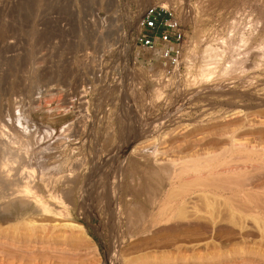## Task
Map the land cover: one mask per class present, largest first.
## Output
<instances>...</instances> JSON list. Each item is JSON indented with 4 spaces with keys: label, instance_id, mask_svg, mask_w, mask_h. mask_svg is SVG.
<instances>
[{
    "label": "rangeland",
    "instance_id": "rangeland-1",
    "mask_svg": "<svg viewBox=\"0 0 264 264\" xmlns=\"http://www.w3.org/2000/svg\"><path fill=\"white\" fill-rule=\"evenodd\" d=\"M161 4L183 32L171 69L159 50L135 43L144 11ZM208 47L218 55L203 77V62L215 54ZM62 123L67 137L44 141L45 129ZM231 132L264 146V0H0V145L35 170L22 179L18 161L12 176L32 186L44 176L78 191L73 203L50 201L51 212L35 217L44 230L13 232L12 220L0 223V264H264L253 220H264V162L237 171L253 182L248 198L218 197L225 217L218 212L215 227L191 210L205 207L196 193L186 205L193 223L174 219L129 233L133 208L152 213L171 191V161L220 150ZM13 134L38 135V145L26 156ZM230 195L237 225L226 218Z\"/></svg>",
    "mask_w": 264,
    "mask_h": 264
},
{
    "label": "bare ground",
    "instance_id": "bare-ground-1",
    "mask_svg": "<svg viewBox=\"0 0 264 264\" xmlns=\"http://www.w3.org/2000/svg\"><path fill=\"white\" fill-rule=\"evenodd\" d=\"M161 6L168 7L167 5H164V4H161ZM208 50L209 51H214L215 54H213V55L209 54L208 55V57H209L208 61H206V62L204 61L203 62L204 64L202 65L201 70H200L201 71L200 75L203 76V77L207 76V75H209V74H211L213 72V68H211L208 65L213 63V62H215L217 60L216 56L218 55L215 52L216 49H213L212 47H208L207 51ZM63 124L64 123H62L61 125L60 124L55 125L53 128H52L53 125L50 127V125L48 124L47 126H49L51 129H48V128L45 129V135H44L45 139H44V141L49 142L48 140H51L54 137L55 134L58 135V136L55 135L56 138L58 137L57 139L62 138L64 140L67 137V135H68L66 133L67 132L66 128L68 126L66 124L65 125L66 128L64 129V126H62ZM47 126H45V128ZM14 127H12V128H14ZM14 130H15V128H14ZM230 131H232V130H230ZM40 133L42 134V131H40ZM13 135H15V134H13ZM17 135H19V133ZM31 135H29L28 137H31ZM222 135L226 136V134H223V132H222ZM22 136H24V135H22ZM228 136L230 138V139L228 138L229 141L227 142V144L225 143V145H226L225 147H224V145H223L222 148L219 147L220 150L219 149L217 151L214 150L215 152L213 150H211L212 152L210 150H208V151L206 150V151H204L205 152L204 155H202L203 153H199V155H196V156H195V154H192V156L189 155L188 156L189 158L187 160H185V161H182V162H176L174 160L171 161L172 162V164H171L172 168H170L167 177H168V180L170 181L169 184H172V188L175 185H177L176 188H173V189L171 188V191L167 193L168 195H166L167 197H166L165 201L163 203H161V205H159L160 204L159 203L158 204L159 206L157 207V209L153 210V212L155 211L154 213L153 212L151 213V211L149 212L148 210L144 209L143 207H137V208L135 207V208H133L132 211L129 209V211H131L129 213V216L134 218L133 220H131L129 233L130 234H143L145 232L150 231V229H152V227L155 226L156 224H160L161 222L164 223V222H168V221L171 223V220H174V219H175L174 220L175 222H176V220H178V222H179V220L180 221L181 220H186V221L188 220L187 222L189 224L190 222H192V221L189 222V219L193 220V218H191L193 216L191 214L187 215V213H188V211L190 212L192 209H194V213L198 212L200 214V216H199L200 218H201V215L204 216L202 219H205L206 215H203V213L201 214L200 212L201 211L205 212L204 214H207V216L210 217V219H208V217H206L205 220H207V219L210 220L209 222H210L211 226L213 225L215 227L216 224H218V222H220V219H222V218H219V221H218L217 220V216H219V213H220V216H221L222 213L219 212V211L223 210L224 207L222 208L221 206H222V204L225 203V202L224 203H219V202H222V201L220 199H219L220 200L219 201L218 197H220L224 193H229V194L233 195L232 196L233 198L235 197L234 195L240 194L241 195L240 197L241 198L243 197V199L246 200L248 198L247 197L248 192H246V189H247V191L250 189V188L248 189L247 185H249V183L252 182V181H250L249 183L246 182L247 181L245 179L246 176H244L243 178L245 179V182L248 183V184L243 183L244 179H239L238 178L239 174H238L237 171H239L240 174L241 173L244 174V172L247 171L245 169L249 168V165H250V164L247 163L248 161H251V162L255 161L256 163L253 162L254 164L252 163L251 166H253V168H259L261 166L262 162H264V146L257 147L258 145H251L249 143L246 144V143H244L245 141L244 142L243 141L240 142L241 140L237 139L232 134V132ZM16 137H18L17 139L19 141V145L17 144L18 145L17 150L18 149L21 150V151L24 150L25 154H27L26 156H28L27 152L31 153V151L33 150V144L38 145V135L34 139L35 142H33L34 140L32 141V139L28 138V137L27 138H22L21 135H20L21 138H19V136L15 135V138ZM32 137H34V136H32ZM260 137H261V135H260ZM11 141H12V143L14 145L16 144L15 141H14L15 143L13 142V140H11ZM18 141H17V143H18ZM3 146L5 148L6 145L4 144ZM10 146H9V148L6 146V148L4 149V148H1L2 145H0V223H6L8 221L11 222V220H12L11 227L9 226L10 223L8 222V224H9L8 226L10 228H6V229H9V230H11L13 232L19 231V227H21V226L22 227L20 229L27 230V232H31V231H33L35 229L38 230V228L41 229V230H44V228H45L44 226L45 225H39V226L37 225L38 227L36 226V221L34 220L35 217L45 216L46 214L48 215V213L51 212L50 211V207L52 206V203H50V201H56L57 200L59 202V204H61L62 206H64V205L66 206L68 204L67 202H70V203L72 202L73 203L76 200L75 198L78 195V191H77L76 187L68 188L66 190L65 189L61 190L60 187L58 189L57 186H56L55 180H52L51 178H45L44 176H41L40 181H39L40 184L38 183L37 185L36 184L33 185V186H32V184L30 185V183L32 181L31 182L30 181H26L24 183L23 182L24 180L22 181L24 184L18 183V180H16V178L19 175L16 178H14L12 176L13 173H11V172H12V170H14L13 166L15 165L14 164L15 162L19 163V162H21V160H22V162H24L25 160L23 158H20L21 156L19 157L17 152L15 154L14 153L15 150L12 151L13 149ZM21 154H22V152H21ZM258 160H260L261 163ZM238 161L239 162L242 161V162H240L242 164L238 163ZM30 163H31V161H30ZM17 165H20L22 167L21 168L22 171H20L21 172L20 175L23 174V172H24V174L27 172L28 176L27 177H26V175H25V177L21 176L22 179L28 180L29 178H31V176L35 172L34 166L32 167L31 164L30 165H25V163H22V165H21L19 163ZM262 166L264 167V163L262 164ZM262 166H261V168H262ZM14 167H16V166H14ZM240 171H242V172H240ZM248 171H251V167L249 168ZM14 173H15V175L18 174L19 170L18 171L16 170ZM229 173H233V174H230V175L231 176L232 175L235 176V180L234 181L230 180V179H234L233 176H232V178L229 177L230 179L228 178L227 175H229ZM235 173H237L238 176ZM246 173L247 172H245V174ZM221 174L222 175L224 174V176L226 174L227 178L230 181L227 180V178H224V177H221V176L220 177L224 181L219 179V178L214 177V176L218 177V175H221ZM11 177H13L14 179H11ZM240 178H242L241 175H240ZM241 180H243V181H241ZM226 183H227V186H225ZM257 184H259V182H257ZM260 184H262V183H260ZM256 186L259 187L258 185H256ZM263 186H260L261 188H259L261 191H263L262 189H264ZM254 188H256L255 185H254ZM44 191L46 192L45 195H44ZM152 191H153V189L148 191L149 192V197H151ZM196 193L198 194V197H200V199H198V200H201V201L203 200L202 203H205L203 205L205 207L203 209H202V206H201V208H196L197 205L195 204V207H192L191 210L190 209L187 210V208H189V207H187L186 205H188V204L190 205V203H188L189 202L188 199L190 200V198H191L190 195L191 194L193 195V194H196ZM261 194H263V193H261ZM231 195H230L229 198H227V199L225 198L228 202H230L228 204V206H227L228 210L226 209L227 212H229L228 213L229 216L226 214V212H225V214H226V216H228L226 218L229 219V217H230V219L228 220L230 223H232V224L234 223V224L237 225V223L239 221H241V217L239 216L240 219L237 222L236 220L238 218L236 219L235 215H236V213H237V215H239L238 214L239 211L237 212L236 209L234 208V207H237V205H235L236 203L234 204L235 206L233 207L232 202L234 200L233 199H232L233 201L230 200ZM223 196H225V195H223ZM223 196H221V197H223ZM257 196H259V195H257ZM152 197H154V195H152ZM254 199L255 198H253V200ZM153 200H154V198H153ZM222 200L224 201V199H222ZM161 202H162V200H161ZM258 204L259 203H257V205ZM225 205H227V202H226ZM191 206H194V204H192ZM245 206H247V205H245ZM219 207L222 210H219ZM255 207H257V206H255ZM200 209H201V211H200ZM257 209H259V208H257ZM238 210H240V209H238ZM224 211H225V209H224ZM235 211H236V213H235ZM248 211H250V210L248 209ZM194 213H192L195 216L194 218H198V217H196V215ZM222 217H225V216H223V214H222ZM226 218H224V219H226ZM223 220H221V221H223ZM253 220H254V223L258 226V228H259L258 230L262 231L261 234L263 233V236H264V220L263 219H258L257 217H253ZM13 221H14V224H12ZM193 221H196V220L194 219ZM203 222L205 223L206 221H203ZM184 223H186V222H184ZM198 223H201V222L198 221L196 223L197 225H195V223H194L195 228H196V226H199ZM207 223H208V221H207ZM241 223H243V222H241ZM6 225H7V223H6ZM65 225L68 226V227H72V228L79 227V226H75V225H72V224H65ZM182 225H183V223H182ZM206 227H209V226H206ZM199 228H200V226H199ZM130 229H131V231H130ZM186 229H188V228H186ZM188 232H190V231H188ZM80 233H82V231H80ZM202 237H201V239H202ZM195 238H197V237H195ZM263 242H264V240H263ZM261 249H262V247H261ZM166 253H164V254L162 253V254L165 255ZM167 254H169V253H167Z\"/></svg>",
    "mask_w": 264,
    "mask_h": 264
},
{
    "label": "built area",
    "instance_id": "built-area-1",
    "mask_svg": "<svg viewBox=\"0 0 264 264\" xmlns=\"http://www.w3.org/2000/svg\"><path fill=\"white\" fill-rule=\"evenodd\" d=\"M183 32L175 11L163 6L148 7L139 21L136 45L159 50V57L166 68H173L179 59V43Z\"/></svg>",
    "mask_w": 264,
    "mask_h": 264
}]
</instances>
